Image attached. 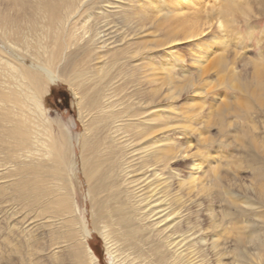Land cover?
<instances>
[{
	"label": "bare ground",
	"instance_id": "obj_1",
	"mask_svg": "<svg viewBox=\"0 0 264 264\" xmlns=\"http://www.w3.org/2000/svg\"><path fill=\"white\" fill-rule=\"evenodd\" d=\"M195 1L171 0L174 7L168 4L166 15L179 20L183 6L190 2L193 7ZM97 2L0 0L5 49L1 48L0 64V155L4 154L0 168L13 167L8 176L11 181L0 187V199L7 192L16 205L36 209L35 217L42 221L38 228L50 233V249L59 250L55 264H99L87 243L89 229L75 216L66 176L73 170V140L80 137L93 217L100 220L110 264H264L263 227H247H257L259 232L243 227L249 234L244 238L240 227L230 233L215 221L206 229L193 222L194 214L202 211L201 203L213 199L210 188L217 181L214 177L211 185L210 179L195 184L203 164L199 157L191 156L188 178L178 182L175 193L171 182L166 183L169 176L162 181L164 170L178 153L186 151L166 138L163 142L168 144L150 137L169 128V115L159 102L176 100L182 88L169 75L149 81L156 85L151 90L137 88V71L121 61L128 54L135 56L141 47L103 51L119 42V30H127L133 19L129 13L119 17L94 14ZM147 19L140 14L141 24ZM183 33L184 40L196 36L191 30ZM175 38L176 33L169 41ZM6 49L11 51L9 56ZM100 59H104L99 63L103 68L97 69L92 63ZM198 61L201 66L206 62L204 57ZM60 81L77 97L84 124L79 137L62 121L47 117L42 95ZM235 87L255 100L264 113V75H256L251 88L245 83ZM154 185L164 186L149 189ZM251 185L256 201L264 207V179L258 177ZM184 188L186 194H182ZM228 204L233 207L234 200ZM190 205L196 211H190ZM205 215L208 219L214 216L210 210ZM207 231L212 236L209 243ZM33 232L22 233L28 237L31 254L40 249ZM221 239L230 240L235 249L220 245Z\"/></svg>",
	"mask_w": 264,
	"mask_h": 264
},
{
	"label": "rangeland",
	"instance_id": "obj_2",
	"mask_svg": "<svg viewBox=\"0 0 264 264\" xmlns=\"http://www.w3.org/2000/svg\"><path fill=\"white\" fill-rule=\"evenodd\" d=\"M98 1L100 3L97 2L94 14L119 17L123 13H129L133 19L127 30L124 27L119 30V42L103 51L114 47L124 49L130 45L131 49L141 47L135 56L128 54L121 61L125 66L129 64L127 68L137 71V75H134L137 88L151 90L156 85L149 81L164 80L168 75L177 87L182 88L176 100L159 102L158 105L165 106L163 112L169 115V128L150 137L159 138L161 142L166 138L179 146L181 152L186 151L185 154L178 153L176 159L168 165L162 181L169 176L166 183L171 182L172 192L175 193L178 182L188 178L187 167L191 156L199 157L203 164L201 170H197L195 184L200 180L205 183L210 179L211 185L214 177H217V181L215 187L210 188L213 199L201 203L202 211L194 214L193 222L206 229L215 221L220 228L230 233L234 227H240L244 238L249 234L244 232L243 227L246 231L259 232L257 227H247L258 225L264 228V207L256 201L251 185L256 183L258 177L264 179V113L255 100L239 93L235 86L245 83L251 88L255 76L264 75V0H196L193 7L187 2L178 16L179 20H175L174 15H166L167 5L174 7L171 0ZM140 14L148 16L143 24ZM181 21L184 23H180ZM189 30L195 31L196 36L184 40L183 32L187 33ZM175 33L176 41L171 43L169 40ZM3 43L0 29V64ZM10 53L11 51L8 56ZM130 56L133 59H129ZM202 57L206 62L201 66L198 59ZM103 60L92 64L97 69L103 68L99 64L101 61L104 63ZM164 64L167 66L161 69ZM164 89L165 86L161 91L162 96L166 93ZM48 91L47 95H42L47 117L58 119L69 126L73 136H81L84 124L75 93L62 81L49 86ZM157 110L159 109L154 110L156 115ZM81 141L80 137L78 141L73 140V170L66 174L69 188L71 185L75 216L87 225V243L99 264H110L102 230L99 229L100 220L93 217L90 184L81 162L83 156H86L81 152ZM250 143L257 147L253 148ZM185 147L189 148L184 149ZM3 157L0 155V165ZM2 168L0 187L11 181L8 176L13 170L10 164H5ZM163 186L155 188L154 185L149 189L155 188L157 191ZM186 193L185 188L182 189V194ZM12 198L7 192L1 194L0 264H55L59 250L50 249V233L38 228L42 221H37L36 209L16 205ZM231 199L235 204L230 208L228 202ZM188 208L196 211L192 205ZM207 210L214 215L211 219L205 215ZM54 225H57V230L58 223ZM78 229L76 226L75 230ZM28 232H33V236L39 240L38 253L31 254L28 248V237L22 234ZM206 233L209 234L206 238L209 243L212 236L209 231ZM229 242L230 240H219L220 245L234 250L235 246Z\"/></svg>",
	"mask_w": 264,
	"mask_h": 264
},
{
	"label": "trees",
	"instance_id": "obj_3",
	"mask_svg": "<svg viewBox=\"0 0 264 264\" xmlns=\"http://www.w3.org/2000/svg\"><path fill=\"white\" fill-rule=\"evenodd\" d=\"M94 253V252H93Z\"/></svg>",
	"mask_w": 264,
	"mask_h": 264
}]
</instances>
